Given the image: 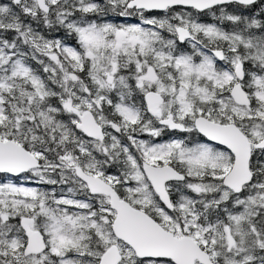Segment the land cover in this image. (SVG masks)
<instances>
[{"label":"snow or ice","instance_id":"1","mask_svg":"<svg viewBox=\"0 0 264 264\" xmlns=\"http://www.w3.org/2000/svg\"><path fill=\"white\" fill-rule=\"evenodd\" d=\"M0 264H264V0H0Z\"/></svg>","mask_w":264,"mask_h":264}]
</instances>
